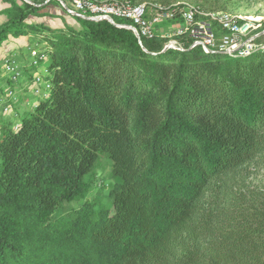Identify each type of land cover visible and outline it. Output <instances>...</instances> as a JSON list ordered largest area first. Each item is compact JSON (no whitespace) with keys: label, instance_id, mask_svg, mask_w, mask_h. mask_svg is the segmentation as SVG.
Returning a JSON list of instances; mask_svg holds the SVG:
<instances>
[{"label":"trees","instance_id":"trees-1","mask_svg":"<svg viewBox=\"0 0 264 264\" xmlns=\"http://www.w3.org/2000/svg\"><path fill=\"white\" fill-rule=\"evenodd\" d=\"M0 1V47L39 38L50 85L16 123L0 115V264H264V187L248 181L264 165V50L139 45L78 18L52 31L27 22L43 0Z\"/></svg>","mask_w":264,"mask_h":264},{"label":"built area","instance_id":"built-area-1","mask_svg":"<svg viewBox=\"0 0 264 264\" xmlns=\"http://www.w3.org/2000/svg\"><path fill=\"white\" fill-rule=\"evenodd\" d=\"M43 5L52 1L57 3L63 12L70 18L85 19L91 22H107L118 29L131 31L139 45L141 39L156 38V32L161 26H170L172 36L177 41L165 43L166 49H180L178 39L188 36L192 39L191 47L201 48L204 52L209 49L218 50L227 55L237 54L247 56L257 50H264V44H258L255 40L264 34L260 31V24L256 19L242 21L234 20L223 13H204L188 3L162 5L156 2L131 5L126 2H96L95 0H43ZM26 3L31 4V2ZM206 18L208 21L199 19ZM121 21L122 23H117ZM215 29L222 34L219 43ZM21 55V54H20ZM28 62L25 61L21 68L17 64V55H11L2 60L0 67V83L4 80L12 84L4 95L0 96V115L11 110V103L15 102L14 91L22 76L23 67L34 69L32 92L35 96H41L50 89V85L44 80L46 71L40 67L42 57L37 49L26 53ZM13 120L16 115L11 114ZM17 120V119H16ZM16 120L14 123H16Z\"/></svg>","mask_w":264,"mask_h":264},{"label":"rangeland","instance_id":"rangeland-1","mask_svg":"<svg viewBox=\"0 0 264 264\" xmlns=\"http://www.w3.org/2000/svg\"><path fill=\"white\" fill-rule=\"evenodd\" d=\"M29 1H32V0H27V2ZM151 2H156L159 4H162L160 2L168 3L167 5L177 4V3H188V4L195 6L196 8L200 6V3L196 2V0H139L137 1L138 4L151 3ZM224 2H225V10L223 14L230 16L235 21L238 20L237 18H241L242 21L256 19L260 24L259 30L260 31L264 30V0H223L222 3ZM46 8H48V11H50L51 14L46 15L47 22L49 25H45V24L44 25L48 27L50 30L52 31L64 30L66 27L73 28L76 31L81 30L80 23L75 18L68 17L57 3L51 2ZM37 13L39 14V12H36V14ZM36 17L37 16L29 17L28 23L33 24L31 22L35 21ZM3 20L6 21L4 17H3ZM221 36L222 34H219V33L217 34V43H219ZM28 37H30V39H28L27 41L21 40V42L22 43L28 42L27 44L28 45L30 44L29 48H27V46L26 47L21 46L19 50L18 49H13V51L12 49L4 50L5 55L3 57L6 58L13 54L17 55V64L20 65L22 68V66L24 65L23 63L25 61L28 62L26 53L32 49H37L39 52L40 48L42 47L40 46L41 44L38 41L40 40L39 38L33 37V36H28ZM156 38L162 41L166 40L167 42L177 41V39L174 38V36H172V29L170 28V26L159 27L156 32ZM259 43L264 44V39L261 40ZM15 50H17V52H14ZM1 62L2 61L0 60V67L2 65ZM21 68L20 70H21L22 76L19 79V82H18L19 84L17 86V89L14 91L15 102L11 103V110L8 113H5L4 115H2L3 119H8L11 122H14L16 120V119L13 120L11 118V114H14L17 111H20V112L28 111L34 104L36 97H38V96H35L32 92L33 80H30V82H28L29 80L27 79L26 76H24L26 67H23V71ZM34 74L33 73L31 74L32 78ZM250 170L252 174L248 181H250L253 185L264 187V165L255 166L252 169L250 168ZM107 172L108 171L104 168L99 173V176L101 177L106 176Z\"/></svg>","mask_w":264,"mask_h":264},{"label":"crops","instance_id":"crops-1","mask_svg":"<svg viewBox=\"0 0 264 264\" xmlns=\"http://www.w3.org/2000/svg\"><path fill=\"white\" fill-rule=\"evenodd\" d=\"M6 8H8V5L7 4H4L0 1V12L5 10ZM51 12L48 11V8L42 10L39 12L38 16L35 18V21L31 22V23H35V24H45V25H49L48 22H47V17L46 15H50ZM3 17L6 19V17L4 15H0V24H3L4 21L3 20ZM28 22V20H27ZM28 39H30V37H22V38H17V39H14V38H9L6 42H4L2 44V46L0 47V60L2 61V59L4 58L3 56L5 55L4 53V50H9V49H18L21 47V46H24L27 48H29L30 44L28 45L27 43H22L21 40H25L27 41ZM14 52H17V50H15Z\"/></svg>","mask_w":264,"mask_h":264}]
</instances>
